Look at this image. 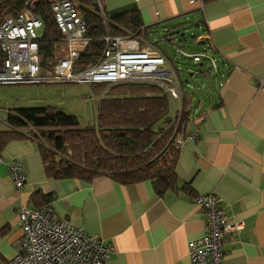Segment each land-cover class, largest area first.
<instances>
[{
  "label": "crops",
  "instance_id": "crops-1",
  "mask_svg": "<svg viewBox=\"0 0 264 264\" xmlns=\"http://www.w3.org/2000/svg\"><path fill=\"white\" fill-rule=\"evenodd\" d=\"M102 3L110 13L139 9L145 25L190 20L217 62L215 86L194 101L189 131L197 136L180 145L179 189L157 194L150 180L121 184L105 174L52 178L38 142L14 139L0 151V264L20 252V208L35 207L38 197L58 218L110 245L107 264H191L189 242L207 230L206 211L195 200L201 194L217 195L228 221H244L225 236L224 264H264V0ZM172 111L177 117L175 101ZM16 160L26 176L19 189L9 171Z\"/></svg>",
  "mask_w": 264,
  "mask_h": 264
},
{
  "label": "trees",
  "instance_id": "trees-1",
  "mask_svg": "<svg viewBox=\"0 0 264 264\" xmlns=\"http://www.w3.org/2000/svg\"><path fill=\"white\" fill-rule=\"evenodd\" d=\"M56 1L0 0V22L27 7L43 20L45 28L39 39V52L44 72L53 70L55 52L63 45V35L53 11ZM74 1L86 23V34L90 39L75 62V71L85 69L100 59L107 46L105 37L108 35L136 38L141 45L145 42L156 45L153 33L161 27L145 25L139 9L110 13L102 0ZM163 38L174 39L171 34ZM170 60L178 66L177 60ZM178 72L181 76L182 69L179 68ZM107 85L97 83L91 86L93 92L99 94ZM182 89L179 118L171 113L173 101L168 94L149 82L111 85L97 102L94 125H83L77 115L51 104L10 108L5 118L6 128L0 129V151L14 139L30 137L38 142L46 172L52 178L92 180L105 174L121 184L150 180L157 194L178 191L176 165L180 146L176 141L178 137L192 133L189 128L195 120L192 118L194 96ZM33 201L35 207L47 205L39 197Z\"/></svg>",
  "mask_w": 264,
  "mask_h": 264
},
{
  "label": "built area",
  "instance_id": "built-area-1",
  "mask_svg": "<svg viewBox=\"0 0 264 264\" xmlns=\"http://www.w3.org/2000/svg\"><path fill=\"white\" fill-rule=\"evenodd\" d=\"M56 24L63 35V47L55 52V65L44 72L40 62L39 39L44 33V22L32 9L25 8L0 22V85L75 82L82 84L149 82L160 86L175 101L177 117L181 115L183 89L178 66L152 43L140 46L126 44L122 37L106 36L107 46L100 59L85 69L75 71V62L85 50L88 41L83 39L86 23L78 13L74 0H58L53 4ZM204 41V36L198 37ZM175 60L185 57L202 61L203 54H188L178 46ZM59 52L63 54H59ZM211 64L217 67L211 57ZM264 90V77L259 80ZM178 137L181 145L185 138ZM0 159L2 154L0 152ZM15 186L22 188L26 176L20 161L9 165ZM196 203L206 211V232L189 242L191 264H224L225 236L240 230L244 221H228L221 208V199L215 194H201ZM21 226L24 233L20 252L8 264H107L112 248L100 237L90 234L56 216L50 205L22 206Z\"/></svg>",
  "mask_w": 264,
  "mask_h": 264
},
{
  "label": "rangeland",
  "instance_id": "rangeland-1",
  "mask_svg": "<svg viewBox=\"0 0 264 264\" xmlns=\"http://www.w3.org/2000/svg\"><path fill=\"white\" fill-rule=\"evenodd\" d=\"M187 21L190 20L169 23L166 26V31L164 30L165 27H161L153 33L152 37L157 47L152 44L173 59L180 53L178 46H181L180 48L188 54L204 55L202 61L199 62L185 57L177 59V65L182 69V87L192 93L197 101L203 96L206 97L212 91V87L215 86L216 69L212 67L210 58L213 55L209 48L205 43H200L196 39L201 34L202 29L195 23L192 24ZM167 34H171L174 39L170 41L164 39L163 37ZM83 39L87 40L88 43L90 41L86 31ZM145 43L141 46H144ZM108 84L109 86L102 88L99 94H94L93 87L89 84L75 82L0 85V129L6 128L5 118L10 108L46 104L57 106L68 113L77 115L83 125H94L96 124L95 114L97 113L95 112V103L104 96L111 85L117 83ZM171 113L173 115V111Z\"/></svg>",
  "mask_w": 264,
  "mask_h": 264
}]
</instances>
